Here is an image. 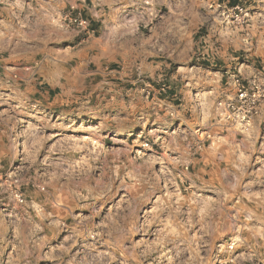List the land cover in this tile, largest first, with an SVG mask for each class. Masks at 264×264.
Listing matches in <instances>:
<instances>
[{"label": "rangeland", "instance_id": "374dc122", "mask_svg": "<svg viewBox=\"0 0 264 264\" xmlns=\"http://www.w3.org/2000/svg\"><path fill=\"white\" fill-rule=\"evenodd\" d=\"M260 76L264 0H0V264H264Z\"/></svg>", "mask_w": 264, "mask_h": 264}, {"label": "built area", "instance_id": "2783aa9c", "mask_svg": "<svg viewBox=\"0 0 264 264\" xmlns=\"http://www.w3.org/2000/svg\"><path fill=\"white\" fill-rule=\"evenodd\" d=\"M234 95L219 103L224 120L232 127L248 130L264 106V76L234 81Z\"/></svg>", "mask_w": 264, "mask_h": 264}, {"label": "trees", "instance_id": "16d2710c", "mask_svg": "<svg viewBox=\"0 0 264 264\" xmlns=\"http://www.w3.org/2000/svg\"><path fill=\"white\" fill-rule=\"evenodd\" d=\"M222 1L223 2L227 1L229 6L238 7L240 3H242L244 0H222Z\"/></svg>", "mask_w": 264, "mask_h": 264}, {"label": "crops", "instance_id": "0c3cea01", "mask_svg": "<svg viewBox=\"0 0 264 264\" xmlns=\"http://www.w3.org/2000/svg\"><path fill=\"white\" fill-rule=\"evenodd\" d=\"M53 92V88H50L48 92H45L47 97ZM196 119L195 118H192L190 120L187 121V123H196Z\"/></svg>", "mask_w": 264, "mask_h": 264}]
</instances>
